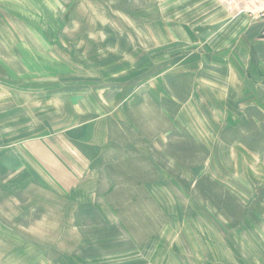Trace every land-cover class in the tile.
<instances>
[{
	"label": "rangeland",
	"instance_id": "obj_1",
	"mask_svg": "<svg viewBox=\"0 0 264 264\" xmlns=\"http://www.w3.org/2000/svg\"><path fill=\"white\" fill-rule=\"evenodd\" d=\"M247 2L0 0V264H215L191 255L182 223L188 209L224 201L209 177L230 168L218 153L252 172L250 209H264V113L246 112L258 98L222 104L199 82L238 68L205 62ZM169 131L184 143L179 159L167 154ZM153 143L185 187L165 205L145 189L160 179L145 160Z\"/></svg>",
	"mask_w": 264,
	"mask_h": 264
},
{
	"label": "crops",
	"instance_id": "obj_2",
	"mask_svg": "<svg viewBox=\"0 0 264 264\" xmlns=\"http://www.w3.org/2000/svg\"><path fill=\"white\" fill-rule=\"evenodd\" d=\"M229 1L231 2V0ZM243 1L247 2V0ZM244 6L250 7L249 10L242 8L238 11H232L227 15L228 19H226V23L222 26L224 27V41L215 47H212L211 44V49L215 54L210 55L211 60L209 63L205 62L207 65L223 63L225 66L236 65L238 68L235 71L233 67L216 68L220 72L219 74L209 76L206 79L201 78L199 82L200 80H210L211 82L207 81L209 96L218 99L222 104L232 102L239 97H253L255 95L258 98L257 106L252 108L248 105L246 112H249L251 108V111L255 109L257 113H264V19L255 17L258 9H264V0H260L256 4V8L258 9H255L253 4L249 5L248 2ZM235 21H237L238 25L234 31L232 22ZM228 27H231V29ZM207 30L208 33L205 34L204 38L210 40L213 38L212 34L216 30H214V27H209ZM234 33H237V36H233ZM243 34L245 35L244 40H242ZM234 37L240 39V48H238L237 44H233ZM205 42L206 45L210 46L209 41ZM212 55L218 56L216 62L212 60L214 57ZM196 92L197 90L193 89V94L190 96L196 95ZM177 96L179 95L176 94L175 97ZM180 102L182 105L177 111L182 114L194 106L190 103L189 97L187 100L185 99ZM198 106L195 105V107ZM205 107L207 108V106ZM215 109L217 112L228 111L227 105H225V108L216 107ZM163 110L167 111L164 108ZM169 112H172V110H169ZM174 112L176 113V111ZM193 131L195 132L194 129ZM169 134L171 135V141L167 139V143L169 144L167 145V154L174 152L179 159L178 154H184V143L182 141L179 142L177 140L179 137L177 135L173 136L172 131H169ZM160 139L163 140V137L160 136ZM236 143L243 145L238 141ZM151 145L152 149L147 145L145 160H147L146 156H148L152 162L151 166L155 165V168L152 167L153 171L156 172V176L160 179L156 181L151 180L152 182L146 183L145 189L157 202H164L163 205H165L168 204L169 199L167 194L182 193L180 187L183 189L185 187L169 181L168 176H173L174 173H170L172 170H169L165 164L159 162L166 161V152L161 147V144L159 152L157 150L153 151L154 146L157 144L153 143ZM160 152L161 154H159ZM225 153V155H221L220 153L218 155L219 158H223L226 161L229 157L230 168L217 170L214 174L209 172V177L217 182V193L223 196L224 201H218V205L210 202H208L209 205L207 204L202 207L196 205L193 209L191 208L192 210H187L189 217L183 220L182 225L186 227L187 233H185V236L188 237L190 242L192 241L193 250L191 251V255L199 257L200 260L208 258L212 263L215 262V264H264V209L261 208V210L258 209L256 211L250 209L249 194L254 193V188L249 192L248 175L249 173L252 175V172L247 167L237 171L233 169V162L235 160L229 152L227 154L225 151ZM212 155L214 154L212 153ZM245 156L247 157V159L244 157L246 160H250L248 154H245ZM84 157L91 161L86 155ZM244 158L238 159L241 162V166L246 161ZM89 161L85 162L84 167L88 168V170L90 169L89 171H94L92 170L93 164ZM94 161H98L100 167L102 165L101 154H96ZM204 170L206 168H199L196 172H198L199 176H202ZM132 171L135 176V170H129L128 175L130 176ZM96 174L98 175L99 172H96ZM261 205L263 207L264 201ZM5 207L8 208V206ZM233 208L239 210L235 216ZM185 221L188 222L185 223ZM252 223L256 225V229L250 233L249 229ZM179 224L181 225L180 221ZM192 224L193 229H188L187 231L189 225ZM234 224H237L236 231H233ZM250 241H252V244L249 243Z\"/></svg>",
	"mask_w": 264,
	"mask_h": 264
},
{
	"label": "built area",
	"instance_id": "obj_3",
	"mask_svg": "<svg viewBox=\"0 0 264 264\" xmlns=\"http://www.w3.org/2000/svg\"><path fill=\"white\" fill-rule=\"evenodd\" d=\"M258 17L261 19H264V9H262V11H261V16H258Z\"/></svg>",
	"mask_w": 264,
	"mask_h": 264
}]
</instances>
